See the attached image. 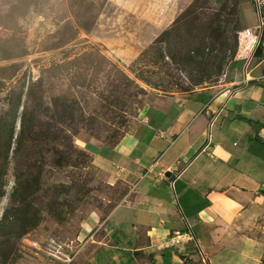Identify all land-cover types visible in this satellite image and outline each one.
I'll list each match as a JSON object with an SVG mask.
<instances>
[{"label": "rangeland", "instance_id": "rangeland-1", "mask_svg": "<svg viewBox=\"0 0 264 264\" xmlns=\"http://www.w3.org/2000/svg\"><path fill=\"white\" fill-rule=\"evenodd\" d=\"M139 1L0 0V264H76L86 220L127 193L96 149L161 97L238 86L224 75L249 48L234 2H184L169 20L151 1L163 16L147 28L156 13Z\"/></svg>", "mask_w": 264, "mask_h": 264}, {"label": "crops", "instance_id": "crops-1", "mask_svg": "<svg viewBox=\"0 0 264 264\" xmlns=\"http://www.w3.org/2000/svg\"><path fill=\"white\" fill-rule=\"evenodd\" d=\"M151 1H139L148 17ZM165 1L159 13L170 20L192 0ZM210 1L234 2L240 30L256 27L243 17L251 0ZM245 43L224 74L237 87L161 97L117 143L96 149L97 168L127 193L105 218L86 220L76 264H262L264 28L258 53L254 40Z\"/></svg>", "mask_w": 264, "mask_h": 264}, {"label": "built area", "instance_id": "built-area-1", "mask_svg": "<svg viewBox=\"0 0 264 264\" xmlns=\"http://www.w3.org/2000/svg\"><path fill=\"white\" fill-rule=\"evenodd\" d=\"M254 6L255 15L257 16V25L254 29H244L237 32L238 35V46L240 40H254L255 46L260 44V38L262 37V32L264 28V0H251ZM263 44V43H262ZM181 235L179 233L175 234L174 238H171V245H177L179 243V239ZM54 244V242H52ZM54 246L59 248L58 244H54Z\"/></svg>", "mask_w": 264, "mask_h": 264}, {"label": "trees", "instance_id": "trees-1", "mask_svg": "<svg viewBox=\"0 0 264 264\" xmlns=\"http://www.w3.org/2000/svg\"><path fill=\"white\" fill-rule=\"evenodd\" d=\"M234 15L236 16V12L234 13ZM235 18H236V17H235ZM236 23H237V26H238L237 18H236ZM238 28H239V26H238ZM238 31H241L240 28L237 29L236 32H238ZM236 34H237V33H236ZM258 50H259V45L257 46V48H256V50H255V53H258ZM262 264H264V260H263Z\"/></svg>", "mask_w": 264, "mask_h": 264}]
</instances>
